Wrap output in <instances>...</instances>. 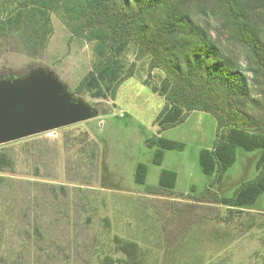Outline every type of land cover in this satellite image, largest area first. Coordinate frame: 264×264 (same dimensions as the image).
<instances>
[{"label":"rangeland","instance_id":"rangeland-1","mask_svg":"<svg viewBox=\"0 0 264 264\" xmlns=\"http://www.w3.org/2000/svg\"><path fill=\"white\" fill-rule=\"evenodd\" d=\"M52 20L54 32L38 57L21 52L17 41L4 42L0 76L53 73L76 100L96 109V115L87 122L0 146L14 164L11 172L0 173V264H102L106 256H123L117 252L116 236L147 248L149 264H154L162 254L155 236L163 239L162 246L173 247L184 234L190 239L199 227V236L208 238L217 225L197 219L205 212L202 205L225 212L219 199L232 196L241 183L257 176L260 152L238 148L236 161L221 183H216L215 175L204 174L200 153L212 148L217 121L197 112L182 125L159 133L156 118L165 103L144 83L155 81L157 74L149 76L147 62L137 63L136 75L121 85L115 101L75 95L74 89L96 61L93 44L76 38L56 14ZM128 60L135 61L134 54ZM84 133L95 145L94 158L79 154L85 143L78 139ZM153 136L186 147L166 151L162 165H154L156 150L146 144ZM138 163L149 167L143 186L134 179ZM163 170L177 173L172 191L159 186ZM193 204L196 207H189ZM182 209L188 211L181 215ZM248 211L264 216V193ZM236 237L240 238L235 243L238 264H252L264 256V229L247 235L239 232Z\"/></svg>","mask_w":264,"mask_h":264},{"label":"trees","instance_id":"trees-1","mask_svg":"<svg viewBox=\"0 0 264 264\" xmlns=\"http://www.w3.org/2000/svg\"><path fill=\"white\" fill-rule=\"evenodd\" d=\"M54 14L76 38L93 44L96 61L75 95L115 101L121 85L136 75L137 63L147 62L149 76L157 74L155 81L144 83L165 103L156 118L159 133L197 112L217 121L212 148L200 153L204 174L221 183L238 148L260 152L257 176L219 199L225 212L202 205L205 212L197 219L223 228L216 226L202 239L197 227L190 239L184 234L173 247L154 239L162 248L154 264H238L236 235L264 229V216L248 211L264 193V0H0V49L4 42L17 41L21 52L38 57L54 32ZM131 53L135 61L129 63ZM78 140L85 143L79 154L97 156L87 133ZM146 144L156 150L152 163L158 166L166 151L186 147L162 136L148 138ZM13 167L9 154L0 152V173ZM148 172L147 164L138 163L135 182L145 185ZM176 182L175 171H162L161 189L172 191ZM115 241L123 256H106L102 264L150 263L151 252L141 244L118 236ZM256 259L252 264L264 262L262 255Z\"/></svg>","mask_w":264,"mask_h":264},{"label":"water","instance_id":"water-1","mask_svg":"<svg viewBox=\"0 0 264 264\" xmlns=\"http://www.w3.org/2000/svg\"><path fill=\"white\" fill-rule=\"evenodd\" d=\"M96 112L50 72L0 77V146L87 122Z\"/></svg>","mask_w":264,"mask_h":264},{"label":"flooded vegetation","instance_id":"flooded-vegetation-1","mask_svg":"<svg viewBox=\"0 0 264 264\" xmlns=\"http://www.w3.org/2000/svg\"><path fill=\"white\" fill-rule=\"evenodd\" d=\"M36 72H39V71H36ZM30 73V72H29ZM12 75H15V74H11V75H3V76H0L1 78H6V79H9L12 77Z\"/></svg>","mask_w":264,"mask_h":264}]
</instances>
